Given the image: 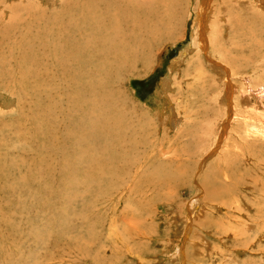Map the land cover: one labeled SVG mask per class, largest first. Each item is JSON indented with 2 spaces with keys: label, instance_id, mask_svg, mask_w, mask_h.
Returning a JSON list of instances; mask_svg holds the SVG:
<instances>
[{
  "label": "rangeland",
  "instance_id": "rangeland-1",
  "mask_svg": "<svg viewBox=\"0 0 264 264\" xmlns=\"http://www.w3.org/2000/svg\"><path fill=\"white\" fill-rule=\"evenodd\" d=\"M90 1L96 9L117 3ZM224 1L215 0V8ZM226 1L231 2L223 11L209 12L207 45H202L193 42L200 0H185L177 11L182 16L175 13L169 36L154 55L114 86V97L125 101L133 121L141 120L146 131L118 176L108 174L112 181L63 191L57 177L53 195L41 178L27 185L21 181L23 162L32 153L16 133L0 135V264H264V0ZM66 3L0 0V34L8 33L0 36V54L17 57L14 44L28 33L27 22L56 14ZM161 4L156 9L167 12L165 1ZM1 64L0 74L20 81L15 63L10 69ZM219 65L227 66L238 86L230 98L229 122ZM26 92L0 80L3 124L29 111L33 102L43 103ZM244 96L250 102L242 103ZM5 100L14 102L13 109L4 107ZM220 127L227 131L218 139Z\"/></svg>",
  "mask_w": 264,
  "mask_h": 264
},
{
  "label": "bare ground",
  "instance_id": "bare-ground-1",
  "mask_svg": "<svg viewBox=\"0 0 264 264\" xmlns=\"http://www.w3.org/2000/svg\"><path fill=\"white\" fill-rule=\"evenodd\" d=\"M161 1L117 0L116 7L106 6L104 9H96L90 0H67L66 5L61 9L62 11L58 13L50 12L51 14H45L46 16L40 15L42 18H35L34 24L31 23L32 21L31 24L27 22L30 20L23 22L28 23V26H26L28 33L25 35L24 32V36L22 35L20 41L16 40L18 43L15 42L17 44H14V50L17 49V46L20 50V52L18 51L19 55L16 54L17 57L13 55L15 58L11 59L12 57H10V60L5 57L7 54L2 53L3 56L0 54V62L6 64L5 69L12 68V64L15 63L17 66V68L15 67L17 69L16 75L22 76L20 81L15 84L10 81L12 79L9 80L6 77V74L4 76L0 74L2 85L11 83L19 91H27L24 94L31 91L33 95L43 100V103L39 105H34L36 103L33 102L32 108L29 111L26 109L19 116L16 115L11 124H3L4 121L0 118V135L6 132L8 135L13 132L16 133L32 153L30 161L27 162L29 157L24 158L23 169L25 175L22 174L21 176L23 183L28 185L35 178H41L42 181L39 182L48 184L49 186L45 185L48 187L46 189L52 195L56 190L52 185L54 183L53 179L57 177L62 187L60 189H63V191L75 184L77 186L101 185L109 179L107 178L109 173L118 176L117 173L123 170L121 167H124V162L127 163V158L135 153L140 144H143L146 127L144 128V125L140 123L141 120L139 122L133 121L132 110L126 108L125 101L122 103L120 99L114 97L115 89L113 88L126 79L127 72L136 63L145 62L154 55L153 49L158 46L164 37L169 36L170 28L174 25V15L182 10L185 2V0H163L162 4L165 1L167 11L163 12L164 8L162 11L158 10L161 6L156 9ZM230 2L225 0L221 8L218 6L215 8V0H200L198 11H196L197 18L193 26L194 39H192L194 44L203 45V43H207L206 26L209 12L223 11L222 8L225 4ZM22 6L18 4V8H22ZM1 9L3 8L1 7ZM14 11L16 13V10ZM5 13L7 14V12ZM22 17L23 15L20 18ZM237 22L242 24L243 19ZM20 26L18 30H20ZM23 26L25 25L23 24ZM224 27L223 29H225ZM22 29L24 30V27ZM173 29L175 28L173 27ZM6 34L8 33H4L5 37H7ZM4 35L0 34V36ZM11 37L8 38L13 39ZM18 37H14V39H18ZM199 37L202 38V42H198ZM1 46L3 50L5 45ZM7 48L10 49L11 47ZM205 48L204 45L202 50H205ZM186 54L184 53V55ZM224 67L219 65L220 73L225 76L222 96H225L226 104L228 103L227 109L224 108L227 113L224 120L229 122L233 116L230 101L232 97L235 99L234 96L238 93V86L232 83L234 77L231 78L227 66ZM12 70L14 71V66ZM167 85H165L166 89L169 88V85ZM246 96H244L242 103L244 100L250 102V98ZM13 103L5 100L3 105L13 109ZM1 115L3 116L2 110H0V117H2ZM17 116L18 120L16 121ZM226 131L225 127L221 128L218 139L223 138ZM255 131L257 132V129ZM128 164L135 165V163L130 162ZM8 167L10 168V166ZM130 173L132 174V172ZM20 184L22 185V182ZM87 191L91 192V190ZM41 193H43L42 190ZM100 193L102 194V192ZM81 196L83 197V195ZM34 198L38 199L36 196ZM42 199H44L43 196Z\"/></svg>",
  "mask_w": 264,
  "mask_h": 264
},
{
  "label": "water",
  "instance_id": "water-1",
  "mask_svg": "<svg viewBox=\"0 0 264 264\" xmlns=\"http://www.w3.org/2000/svg\"><path fill=\"white\" fill-rule=\"evenodd\" d=\"M180 46V45H179Z\"/></svg>",
  "mask_w": 264,
  "mask_h": 264
}]
</instances>
